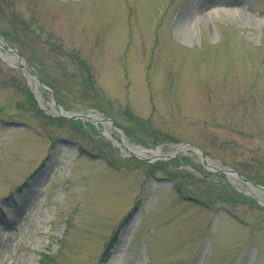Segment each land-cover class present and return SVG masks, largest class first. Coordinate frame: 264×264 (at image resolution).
Wrapping results in <instances>:
<instances>
[{
	"label": "rangeland",
	"instance_id": "374dc122",
	"mask_svg": "<svg viewBox=\"0 0 264 264\" xmlns=\"http://www.w3.org/2000/svg\"><path fill=\"white\" fill-rule=\"evenodd\" d=\"M0 41L50 92L0 49V264H264V0H0Z\"/></svg>",
	"mask_w": 264,
	"mask_h": 264
},
{
	"label": "water",
	"instance_id": "95a60500",
	"mask_svg": "<svg viewBox=\"0 0 264 264\" xmlns=\"http://www.w3.org/2000/svg\"><path fill=\"white\" fill-rule=\"evenodd\" d=\"M0 47L3 48L4 50L13 52L16 55V57H17L19 68L23 72H25L28 76L33 77L34 79H36L38 81L40 87L42 89H44V90H46V91L49 92V90L47 89V87H45L42 83H40L39 82V79L36 76H34L33 74H31V72L22 64L23 58L17 53V51L15 49L11 48L10 46L4 45L1 41H0ZM57 108H58V111H59L58 113H60V115H63L65 118H71V119H86L88 121H91L92 123L93 122H96V121L92 120L89 116L82 115V114H74L72 116L66 115V113H64L59 107H57ZM104 120L107 121V122H109V124L111 125L112 129L116 132V134L119 135V132L117 131V129L112 124V120L111 119H108V118H106ZM101 122H103V121H101ZM118 146H120L124 150L128 151L132 156L138 157V158H141L140 153H143V152H147L148 151L150 153H156V155H153L152 157L148 158V161H150V162L151 161H154V160H158V159H161V160L172 159V158L178 157L180 155H184L185 153L191 152V153L199 156L201 158L202 162L204 163V165H206V166L208 165V163L206 161V157L203 155V152L201 151V149H199V148H197V147H195L193 145H190L188 143L179 144L178 146H176V151L174 153H172V154H165V155L160 154V152H159L158 149H155V150H151V149H140V150L134 152V149H132L127 144L126 140L123 137H121V143H119ZM218 172L219 173H223V174H232L233 176L237 177L241 181H244L245 183L248 182L246 179H244L243 177H241L240 175H238L236 171L226 169V170H220ZM260 189L261 190H264V188H260ZM251 195L259 201V199L257 198V196H255L252 193H251Z\"/></svg>",
	"mask_w": 264,
	"mask_h": 264
},
{
	"label": "trees",
	"instance_id": "16d2710c",
	"mask_svg": "<svg viewBox=\"0 0 264 264\" xmlns=\"http://www.w3.org/2000/svg\"><path fill=\"white\" fill-rule=\"evenodd\" d=\"M108 251H109V246L107 245V248L104 249L103 254L105 255L106 253H108ZM102 258H104V257H102Z\"/></svg>",
	"mask_w": 264,
	"mask_h": 264
},
{
	"label": "bare ground",
	"instance_id": "6f19581e",
	"mask_svg": "<svg viewBox=\"0 0 264 264\" xmlns=\"http://www.w3.org/2000/svg\"><path fill=\"white\" fill-rule=\"evenodd\" d=\"M0 49H1V47H0ZM0 55H1V52H0Z\"/></svg>",
	"mask_w": 264,
	"mask_h": 264
}]
</instances>
